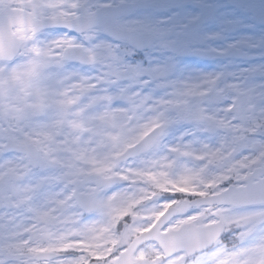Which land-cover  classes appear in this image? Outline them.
<instances>
[{"label":"snow or ice","instance_id":"6c2138e0","mask_svg":"<svg viewBox=\"0 0 264 264\" xmlns=\"http://www.w3.org/2000/svg\"><path fill=\"white\" fill-rule=\"evenodd\" d=\"M0 264H264V0H0Z\"/></svg>","mask_w":264,"mask_h":264}]
</instances>
